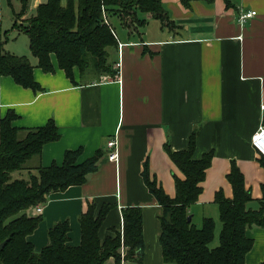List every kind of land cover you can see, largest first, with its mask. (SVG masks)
Returning a JSON list of instances; mask_svg holds the SVG:
<instances>
[{
    "label": "crops",
    "instance_id": "0c3cea01",
    "mask_svg": "<svg viewBox=\"0 0 264 264\" xmlns=\"http://www.w3.org/2000/svg\"><path fill=\"white\" fill-rule=\"evenodd\" d=\"M5 1L14 16L11 24L0 20V38L12 29L23 32L28 19L47 2L28 0L26 14L19 18L23 0ZM67 1L62 0V4ZM229 1L230 5L224 0L211 4L194 1L185 8L180 0H162L174 30L139 13V18L147 20L141 35H131L124 28L120 36L116 33L120 46L114 59L117 57L115 62L120 67L115 78L99 77L90 69L82 75L75 68L72 82L59 68L55 56V73L47 74L38 68L30 51L22 53L29 57L34 78L44 91L25 89L11 77L0 76V126L8 113L14 112L18 116L13 122L15 128H41L53 120L61 135L57 142L45 145L41 156L29 162L30 169L17 173L16 178L28 179L38 167L62 165L68 150L82 148L80 162L103 152L98 171L84 185L51 194L40 215L36 208L28 211L31 216L42 217L28 238L37 253L49 244L50 230L66 221L71 229L70 244L79 246V219L88 206L95 203L98 211L104 204H112L114 208L100 230L101 240L121 229L125 208L141 207L143 264H172L164 262L160 245L163 208L149 192L142 172L148 162L151 175L174 198V176H184L164 147L169 144L173 151L187 150L193 133L194 159L214 152L202 184L203 193L190 209L193 223L201 227L205 218H212L216 222L215 238L220 236L222 224L215 195L223 190L227 198H233L227 180L233 160L254 199L249 208H259L264 169L251 140L264 125V0ZM248 11L258 15L240 24V15ZM114 20L120 22L118 18ZM16 24L20 29L14 28ZM12 47L6 50L18 55L17 48ZM115 139L118 162L109 160L108 144ZM247 235L254 246L246 264H263L264 228L250 229ZM105 264L118 263L111 258Z\"/></svg>",
    "mask_w": 264,
    "mask_h": 264
},
{
    "label": "trees",
    "instance_id": "16d2710c",
    "mask_svg": "<svg viewBox=\"0 0 264 264\" xmlns=\"http://www.w3.org/2000/svg\"><path fill=\"white\" fill-rule=\"evenodd\" d=\"M180 1L188 8L194 1L211 4L217 0ZM224 1L227 5L231 4L229 0ZM27 2L23 0L19 18L26 14ZM103 9L107 18H118L131 35H141V28L146 26L147 20L139 18V13L158 20L163 28L174 30L175 24L162 0H68L66 5L62 4V0H47L23 28L29 39L30 52L38 61V68L47 74L55 73L52 62V56H55L59 68L72 82H75V68L82 75L92 68L99 77L115 78L118 62H115L114 54L120 45L114 27L110 21L109 24L105 22ZM18 27L20 29L21 26L16 24L14 28ZM5 45L6 41L0 38V76L11 77L25 89L44 91L34 78V66L29 58L7 52ZM17 119L14 112H9L0 126V264H105L111 258L121 264L122 252H125V260L129 264H143L145 240L141 207L125 208L122 212L123 233L121 229L114 230L113 235L102 241L100 230L114 205L104 204L97 211V205L92 203L79 219V246L70 244L71 229L66 221L50 230L49 244L41 252L35 251L28 238L38 228L42 217L31 216L28 211L44 206L53 193L84 185L88 177L98 171L103 152L98 151L92 158L80 162L83 149L68 150L62 165L38 167L28 179H18L15 175L29 170V162L40 157L43 147L57 142L61 135L53 120L45 127L22 129L13 126ZM164 148L184 176L183 179L174 176L175 197L167 195L151 175L148 162L142 172L149 192L163 208L160 245L164 262L246 264L254 246L247 231L264 228V185L262 198L258 201L259 208L250 209L254 199L246 188L243 172L236 161H231L227 180L232 187L233 198H227L223 190L215 195L222 230L219 246L212 249L216 222L205 218L202 226L197 227L188 218L191 207L203 193L202 184L212 166L214 152L205 153L199 160L194 159L195 133L190 137L187 150L173 151L169 144ZM259 162L264 169V159Z\"/></svg>",
    "mask_w": 264,
    "mask_h": 264
},
{
    "label": "rangeland",
    "instance_id": "374dc122",
    "mask_svg": "<svg viewBox=\"0 0 264 264\" xmlns=\"http://www.w3.org/2000/svg\"><path fill=\"white\" fill-rule=\"evenodd\" d=\"M15 3H17V1H14V7H15V11L18 12L19 10L17 9V6ZM0 6H1L0 20L4 21L5 24H11L13 22V16H14L13 9L7 4L5 0L0 2ZM114 19L115 18L109 19L110 24L114 27V30L116 31L117 35L120 36V32L124 27L122 26V24H120V22L118 23V21L117 20L115 21ZM12 32H15V33L12 34ZM3 34H2L1 39L3 41H6V45H8V46L5 45L6 48H9V46H13L12 50L17 48V52H18L17 56L26 57L25 56L26 54L22 52L30 51L29 43L27 42L28 41L27 35L24 32L19 33V31H14L13 29L9 31L8 35L6 34L3 35ZM14 46L16 47L14 48ZM30 53L31 52H29V54ZM31 57H32V54H31ZM115 60H117V57L115 58ZM90 70L93 71L92 68ZM218 246H219V235H216L214 242L211 244V248L214 249V248H217Z\"/></svg>",
    "mask_w": 264,
    "mask_h": 264
},
{
    "label": "built area",
    "instance_id": "2783aa9c",
    "mask_svg": "<svg viewBox=\"0 0 264 264\" xmlns=\"http://www.w3.org/2000/svg\"><path fill=\"white\" fill-rule=\"evenodd\" d=\"M103 15H104V19L105 22L107 24H109V20L107 18V14L105 12V10L103 9ZM258 15V13L256 11H248V12H244L240 15L239 17V23L240 24H244L247 21H249L250 19H253L254 17H256ZM120 67V63L118 62L116 64V68L119 70ZM262 110H264V106L262 107ZM251 144L253 149L256 151V153L258 154L260 159H264V125H262L256 132L255 134L252 136V140H251ZM109 149L111 150L110 155H109V160L110 161H114V162H118L119 160V153H118V142L117 140H111L108 144ZM43 211V206H38L36 208V212L38 215L42 214ZM121 231L123 233V227H121ZM124 251V250H123ZM122 263L121 264H129L126 260H125V252H122Z\"/></svg>",
    "mask_w": 264,
    "mask_h": 264
},
{
    "label": "water",
    "instance_id": "95a60500",
    "mask_svg": "<svg viewBox=\"0 0 264 264\" xmlns=\"http://www.w3.org/2000/svg\"><path fill=\"white\" fill-rule=\"evenodd\" d=\"M263 124H264V120H263ZM188 221H189V222L192 221V216H190V217L188 218ZM3 246H4V244L1 245V248H3Z\"/></svg>",
    "mask_w": 264,
    "mask_h": 264
}]
</instances>
